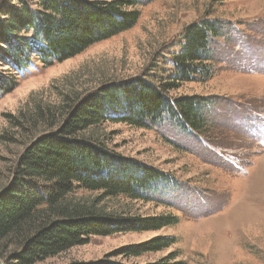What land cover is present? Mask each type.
<instances>
[{"label":"rangeland","instance_id":"obj_1","mask_svg":"<svg viewBox=\"0 0 264 264\" xmlns=\"http://www.w3.org/2000/svg\"><path fill=\"white\" fill-rule=\"evenodd\" d=\"M3 5L15 3L0 0ZM136 10L140 15L132 28L51 67L32 55L27 69L15 71L0 58V75L15 81L13 91L0 96V192L13 183L26 147L49 131L50 111L59 114L67 98L102 85L142 75L154 83L165 80L184 29L202 19L218 20L225 31L213 45L212 77L183 83L169 94L209 100L202 133L170 118L146 129L106 123L94 130L109 150L171 178L146 201L118 197L102 199L98 207L117 216H172L177 222L154 231L91 236L36 264L98 262L105 256L146 264L170 253L186 264H264V0H140ZM71 195L83 203L100 198L79 189ZM155 238L174 243L139 257L118 255Z\"/></svg>","mask_w":264,"mask_h":264},{"label":"trees","instance_id":"obj_2","mask_svg":"<svg viewBox=\"0 0 264 264\" xmlns=\"http://www.w3.org/2000/svg\"><path fill=\"white\" fill-rule=\"evenodd\" d=\"M13 2L15 5L0 8V58L9 60L15 71L27 69L32 55L46 67L62 63L129 30L140 15L136 10L140 0ZM224 31V24L218 20L197 21L180 36L182 44L172 56L173 68L165 80L154 83L151 77L142 75L132 81L102 85L80 98H67L59 114L49 112V131L26 147L13 183L0 192L3 264H36L85 244L91 236L154 231L177 222L172 216H117L98 207L102 199L146 201L171 178L157 168L109 150L94 130L106 123L146 129L170 118L184 129L202 133L207 127L209 100L173 98L169 94L183 83L212 77L217 65L213 45ZM14 87L13 79L0 75V96ZM41 112L36 107L34 115L40 117ZM76 189L98 192L100 198L90 203L73 201L71 194ZM173 243L169 238H155L124 247L118 255L139 257ZM76 264L121 263L105 256L98 262ZM146 264L186 263L170 253Z\"/></svg>","mask_w":264,"mask_h":264},{"label":"water","instance_id":"obj_3","mask_svg":"<svg viewBox=\"0 0 264 264\" xmlns=\"http://www.w3.org/2000/svg\"><path fill=\"white\" fill-rule=\"evenodd\" d=\"M0 264H3L2 260L0 259Z\"/></svg>","mask_w":264,"mask_h":264}]
</instances>
